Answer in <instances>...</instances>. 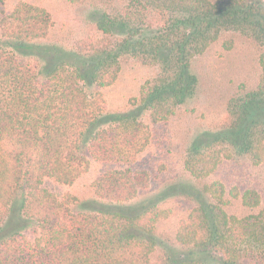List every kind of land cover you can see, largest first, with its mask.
Segmentation results:
<instances>
[{
	"label": "trees",
	"instance_id": "16d2710c",
	"mask_svg": "<svg viewBox=\"0 0 264 264\" xmlns=\"http://www.w3.org/2000/svg\"><path fill=\"white\" fill-rule=\"evenodd\" d=\"M7 1L0 0V231L19 194L38 231L33 238L21 231L0 238V264H168L167 252L153 257L157 224L169 208L109 206L147 189L148 170L104 171L91 183L101 205L79 211L75 195L59 196L44 181L72 184L88 171L89 155L130 163L149 144L151 129L138 112H110L103 91L126 57L157 68L141 87L137 110L168 121L196 92L193 59L224 33L242 34L256 46L260 75L255 87L228 99L219 128L197 134L186 149L195 205L180 220L175 242L202 257L178 264H208L207 258L264 264V207L242 217L229 213L225 184L206 181L225 159L264 163V0H129L102 13L96 22L102 36L79 42L69 54L73 61L49 66L36 55L21 59L20 52L50 35L51 11L26 0L7 11ZM224 43L232 48V40ZM229 194L249 208L261 205L254 188L241 193L233 186Z\"/></svg>",
	"mask_w": 264,
	"mask_h": 264
},
{
	"label": "rangeland",
	"instance_id": "374dc122",
	"mask_svg": "<svg viewBox=\"0 0 264 264\" xmlns=\"http://www.w3.org/2000/svg\"><path fill=\"white\" fill-rule=\"evenodd\" d=\"M18 0H8L3 7L11 11ZM48 8L53 16L50 35L32 43L31 48L20 52V58L39 56L42 64L49 66L63 58L73 61L69 54L79 50L78 43L87 38H98L102 33L96 22L105 11L123 8L129 0H82L71 3L68 0H26ZM232 40V48L225 47V41ZM259 51L242 34L224 33L207 51L192 61V68L198 77L195 94L180 105L168 121L154 122L148 113L139 111L136 98L142 85L156 73V67L143 64L133 57H126L116 81L103 89L110 112H130L136 110L151 129V140L133 162L101 161L90 158V167L72 184H63L46 178L44 185L55 194L62 196L70 192L77 197L73 209L88 210L101 205L96 200L91 183L104 171L115 168L146 169L150 173V186L141 190L138 196L124 204L109 206L142 211L147 205L157 202L171 210L170 215L157 224L160 241L155 256H169L168 264H178L183 258H201L200 253L183 248L175 242L176 230L195 201L190 189L197 181L185 169L186 149L192 139L206 130H215L227 117V101L234 94L255 87L259 75ZM93 87L90 90H92ZM221 180L227 189L230 203L229 213L240 217L264 207V163L252 164L246 157L236 156L225 159L218 169L206 178L212 182ZM237 186L241 193L254 188L259 191L262 201L258 208H249L241 198H232L229 190ZM22 195L15 197L9 214L0 231V238L21 231L33 238L37 231L36 223L22 212ZM208 264H221L210 258Z\"/></svg>",
	"mask_w": 264,
	"mask_h": 264
}]
</instances>
